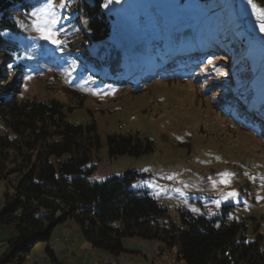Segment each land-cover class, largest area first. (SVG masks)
Listing matches in <instances>:
<instances>
[{
    "label": "rangeland",
    "instance_id": "1",
    "mask_svg": "<svg viewBox=\"0 0 264 264\" xmlns=\"http://www.w3.org/2000/svg\"><path fill=\"white\" fill-rule=\"evenodd\" d=\"M78 1L68 0L67 7L55 9L60 17L57 39L63 41L59 45L42 39L33 27L39 21L31 13L46 0H33L13 14L18 32L11 33L9 40L17 51L13 56L1 55L0 69L8 72L7 59L21 64V81L15 83L16 71L8 80L4 74L5 96L20 88L29 99L60 101L70 123L94 122L100 147L94 154L93 180L137 173L130 187L155 194L173 218L179 209L209 216L229 205L232 217L250 223L249 217L255 216L263 229L264 32L260 25L264 17L248 0H102L110 35L94 45L83 28L85 18L75 11ZM202 42L210 45L205 55L193 50L197 57H188L189 45ZM180 45L188 52L182 68L189 73L174 77L173 67L163 72L164 65L159 64L162 79H152L157 75L154 66L142 65L125 76L153 56L166 53L173 60L172 49ZM111 48L125 66L123 82L111 80L116 76L103 60L85 58L84 50L101 58L102 51ZM140 70L142 74H137ZM111 132L138 133L151 140L152 150L111 158L106 146V134ZM167 172L177 177L180 186L163 201ZM225 172L233 174L227 185L221 183ZM148 173L153 180L146 179ZM6 189L0 179V207ZM232 191L238 195L225 199ZM12 236L10 225H0V256ZM121 243L123 250L116 255L95 248L84 240L79 225L66 218L54 226L47 243L33 245L23 264H185L175 247L155 238L133 235Z\"/></svg>",
    "mask_w": 264,
    "mask_h": 264
},
{
    "label": "trees",
    "instance_id": "2",
    "mask_svg": "<svg viewBox=\"0 0 264 264\" xmlns=\"http://www.w3.org/2000/svg\"><path fill=\"white\" fill-rule=\"evenodd\" d=\"M256 1L264 5V0ZM29 3L33 0H0V64L2 54H16L17 46L9 40L11 33L18 32L12 16ZM101 5L102 0H79L75 9L85 18L88 40L94 45L110 35V21ZM183 46L172 49L173 60H168L166 53L156 55L132 67L125 76L142 65L145 69L154 66L157 75L152 79H162L163 73L157 69L162 64L163 72L171 66L177 73L173 76L178 77L182 71L190 72L182 66L189 56L197 57V53H191L193 50L203 57L210 47L203 42L189 45L192 55L187 57ZM84 52H88L85 58L103 60L102 64L116 76L111 80L125 81L121 75L125 66L115 49L102 51L101 58L91 50ZM7 60L8 72L0 69V179L7 187L0 207V225H10L13 236L0 256V264H23L33 245L47 243L54 226L66 218L79 225L91 246L115 255L123 250L122 238L135 235L175 247L185 264H264V228L255 216L249 217L250 223L232 217L228 205L209 216L179 209L173 218L169 208L147 191L130 187L137 173L93 180L94 154L100 147L95 123L68 122L63 104L54 98L29 99L21 95L20 88L5 96L2 76L5 74L8 80L12 71L18 73L16 78L21 76V64ZM15 80L16 84L21 81ZM106 146L111 158L136 157L152 150L151 140L138 133H108ZM46 251L54 261L53 252L48 247Z\"/></svg>",
    "mask_w": 264,
    "mask_h": 264
},
{
    "label": "snow or ice",
    "instance_id": "3",
    "mask_svg": "<svg viewBox=\"0 0 264 264\" xmlns=\"http://www.w3.org/2000/svg\"><path fill=\"white\" fill-rule=\"evenodd\" d=\"M112 0H108V3H111ZM118 2V0H117ZM248 3L251 5L252 9L255 13H257L260 17H264V8L258 7L254 0H248ZM68 6V0H60V3L57 4L55 0H46L43 7L39 10H34L31 15L38 18L39 22H34V29L40 35V37L46 41H50L52 44H61L63 41L57 39L59 35V30H55V26L59 23L60 17L58 13L55 11L57 8H65ZM107 7V4L104 5ZM260 29L264 32V23H261ZM11 67V66H9ZM30 79V77H29ZM222 177L226 179H222L221 183L228 184L230 183V178L233 174L231 173H222ZM171 178V177H169ZM238 194L235 191L228 193L225 196V199L228 197H236ZM217 206H219V201H216Z\"/></svg>",
    "mask_w": 264,
    "mask_h": 264
},
{
    "label": "built area",
    "instance_id": "4",
    "mask_svg": "<svg viewBox=\"0 0 264 264\" xmlns=\"http://www.w3.org/2000/svg\"><path fill=\"white\" fill-rule=\"evenodd\" d=\"M167 168H169V167H167ZM166 177L168 178V180H167V182H165V184H163L164 190H165V195L163 197L164 200L166 199V196L171 195V194H175L179 190V181L176 178V176L171 175L170 172H167ZM169 177H171V178H169ZM146 178L148 181H151L154 177H153L152 173H149ZM153 197H155V196H153Z\"/></svg>",
    "mask_w": 264,
    "mask_h": 264
},
{
    "label": "crops",
    "instance_id": "5",
    "mask_svg": "<svg viewBox=\"0 0 264 264\" xmlns=\"http://www.w3.org/2000/svg\"><path fill=\"white\" fill-rule=\"evenodd\" d=\"M53 255H54V254H53ZM54 258H55V256H54ZM54 261H56V259H55Z\"/></svg>",
    "mask_w": 264,
    "mask_h": 264
},
{
    "label": "bare ground",
    "instance_id": "6",
    "mask_svg": "<svg viewBox=\"0 0 264 264\" xmlns=\"http://www.w3.org/2000/svg\"><path fill=\"white\" fill-rule=\"evenodd\" d=\"M225 60H227L226 58H225ZM154 196V195H153Z\"/></svg>",
    "mask_w": 264,
    "mask_h": 264
}]
</instances>
